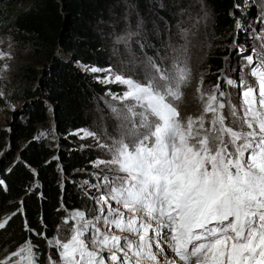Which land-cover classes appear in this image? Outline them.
Returning a JSON list of instances; mask_svg holds the SVG:
<instances>
[{"label": "snow or ice", "instance_id": "6c2138e0", "mask_svg": "<svg viewBox=\"0 0 264 264\" xmlns=\"http://www.w3.org/2000/svg\"><path fill=\"white\" fill-rule=\"evenodd\" d=\"M201 11L206 19L203 3ZM125 21L113 43L128 54V71L81 66L123 90L101 97L115 122L112 133L103 126L99 133L78 130L108 158L90 161L99 181L92 186L98 195H89L92 208L60 205L65 227L45 238L55 249L47 264H264V12L255 33L259 47L243 55L238 80L227 63L207 89L199 75L195 116L179 110L193 79L190 30L178 21L176 39L169 32L163 53L156 48L149 55L155 45L147 43L144 21L138 17L135 29ZM6 57L11 53L0 51V60ZM7 69L0 64V73ZM225 86L238 89L239 103ZM17 212L24 214L23 201ZM14 215L0 219V229ZM24 230L44 237L27 221ZM40 255L25 239L0 264H41Z\"/></svg>", "mask_w": 264, "mask_h": 264}, {"label": "trees", "instance_id": "16d2710c", "mask_svg": "<svg viewBox=\"0 0 264 264\" xmlns=\"http://www.w3.org/2000/svg\"><path fill=\"white\" fill-rule=\"evenodd\" d=\"M162 1L0 0V39L8 38L26 49L39 67H21L23 119L11 125L7 122V129L0 130V149L11 142L10 150L0 155V180L4 181L0 185V219L16 212L6 227L0 229V258L30 239L38 245L41 264H47V255L54 250L47 247L45 238L54 235L57 225L62 223L61 217L67 214L60 205L68 210L84 208L80 187L67 180L63 183L62 178L93 159L88 151L74 150L77 143L72 134L88 126L104 87L96 82L95 74L81 70V66L110 65L102 34L113 13H121L120 6L144 17L153 15L171 31L175 21L168 11L167 0L164 5ZM202 1L209 8L214 35H230L228 41H231L235 21L230 13L234 10L236 16L242 15L240 0ZM148 42L159 48L162 40L159 44L149 37ZM58 50L66 54V59L55 54ZM147 51L151 54L149 48ZM226 55V49L220 51L216 46L209 49L205 61L208 81H217L218 70L224 68L222 57ZM48 105L53 113L51 117ZM50 123L54 124L58 140L55 147L37 136V126ZM54 155L60 157V170L52 159ZM34 184L38 187H33ZM21 201L23 215L17 212ZM25 221L37 232H44V237L26 232Z\"/></svg>", "mask_w": 264, "mask_h": 264}, {"label": "rangeland", "instance_id": "374dc122", "mask_svg": "<svg viewBox=\"0 0 264 264\" xmlns=\"http://www.w3.org/2000/svg\"><path fill=\"white\" fill-rule=\"evenodd\" d=\"M163 5L166 4V1H162ZM160 2V3H162ZM168 2V11L171 13V17L175 21V27L169 31L173 34V40L176 39L175 33L177 32V22H181V26L188 28L190 30L189 35V58L190 65L193 73V79L191 85L185 89L183 101L179 105V110L182 116L191 114L193 116L197 115L200 111V104L195 98V87L197 80L201 73H204V87L207 89L211 85L217 83L212 80L208 81L206 77L208 71L205 68L206 56L209 49L213 46H216L220 51L228 50V55L223 56L222 60L224 67L227 65L233 70L229 72V75L234 79H239L240 72L239 67L243 61L244 54H251V49L253 47H259L260 41L255 39V33H259L260 30V17L262 12H264V0H240L242 15L236 16V11H231V15H234V29L233 35L231 36V41H228L227 36H217L214 35L211 28V16L208 6L202 0H167ZM201 3H203L204 11L207 12V18L201 19L203 17V11H201ZM121 11L120 14L113 13L112 21L108 26L103 30L102 40L105 44L108 56L109 64L117 71L123 69L128 71V65L124 63L128 59V54L125 52L122 45H114L113 40L115 35H119L126 26L125 17H128L131 26L135 29V25L138 17L144 21L145 32L144 35L147 37V43L150 44L149 37L154 41L162 40V43L159 47L160 51L163 53L164 48L162 47L168 41L169 32L167 31L163 21H157L153 15L151 17H144L141 14L135 12L131 8L119 7ZM157 33H159L157 35ZM233 41H236L237 46L232 47ZM240 45H243V52L240 49ZM133 50L139 55L138 47L133 44ZM151 54L156 50V48H149ZM0 51L11 53V59L7 57L3 60H0V64H7L8 69L4 73H0V91L3 92V97H0V130L7 129V122L13 123L14 121L21 122L23 119L22 106L23 102L20 101V89L22 86L19 83V76L21 67L23 65H28L38 69L39 67L35 63V60L31 59L28 55L26 49L21 48L11 42L8 38L0 39ZM58 57L66 59V54H63L62 51H56L55 53ZM149 54V53H148ZM149 54V55H151ZM225 57H228L227 62ZM95 74L96 77H103L105 73H91ZM251 80L252 78L249 77ZM96 82L101 84L104 87V97L106 91L122 92L123 87L116 84H105L99 82L95 79ZM225 91H231L232 99L234 103H239L238 99V89L231 88L227 86L224 88ZM108 99V97H105ZM47 105V104H46ZM47 111L49 112V117L52 116L50 105L47 106ZM114 120L112 119L103 99L99 98V105L94 108L90 114V123L87 129L99 133L101 127H107L109 133L113 132ZM38 131H46V136H41L46 140V143L51 147H55L57 144V137L54 134V124L50 123L48 126H37ZM74 141L77 143V151H88L91 156V160L87 161L85 167L75 169L66 177L62 178V182L65 180L72 182L80 187V192L83 194L84 198V208H92L94 202L89 199V195H98L95 192L93 185L99 183L98 179L93 176V173L96 171L90 163V161L97 158L107 159L106 153L96 147V142L91 137H83V132L75 131L73 134ZM83 137V139H81ZM103 139V137H102ZM1 152V149H0ZM71 152V150H69ZM6 153V152H5ZM55 157L56 159H53ZM52 159L57 162V165L60 167L56 168L61 169L60 157L59 155H54ZM87 182V183H85ZM87 193V195H86ZM83 208V209H84ZM70 223L67 227H70ZM61 227H65L60 224ZM120 234V233H116ZM54 252L55 249L53 248ZM106 256L107 253L105 252ZM4 257V256H3ZM2 257V258H3ZM58 259V257H57Z\"/></svg>", "mask_w": 264, "mask_h": 264}, {"label": "water", "instance_id": "95a60500", "mask_svg": "<svg viewBox=\"0 0 264 264\" xmlns=\"http://www.w3.org/2000/svg\"><path fill=\"white\" fill-rule=\"evenodd\" d=\"M52 116H53V113H52ZM10 147H11V142H8V144L1 150L0 155H2L3 153L7 152L8 150H10ZM15 159L17 160L18 157H16Z\"/></svg>", "mask_w": 264, "mask_h": 264}]
</instances>
